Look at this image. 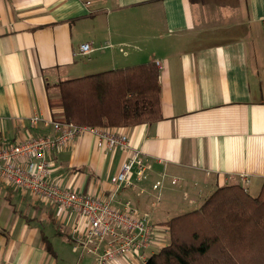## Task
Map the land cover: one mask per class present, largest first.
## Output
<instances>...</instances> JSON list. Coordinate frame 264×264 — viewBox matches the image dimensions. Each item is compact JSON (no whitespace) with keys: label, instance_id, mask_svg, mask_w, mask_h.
<instances>
[{"label":"crops","instance_id":"obj_1","mask_svg":"<svg viewBox=\"0 0 264 264\" xmlns=\"http://www.w3.org/2000/svg\"><path fill=\"white\" fill-rule=\"evenodd\" d=\"M93 51L80 54L83 43ZM159 63L163 118L115 129L151 173L135 189L111 178L131 151L91 134L51 155V181L123 209L131 200L160 229L247 174L264 182V0H0V147L52 133L56 85ZM41 120L34 125L33 116ZM163 180L161 203L153 184ZM173 180H177L173 184ZM145 189V192H144ZM179 215V214H177ZM77 213L0 178V264H83L72 249ZM169 241L159 233L152 255ZM132 259L122 264H131Z\"/></svg>","mask_w":264,"mask_h":264},{"label":"trees","instance_id":"obj_2","mask_svg":"<svg viewBox=\"0 0 264 264\" xmlns=\"http://www.w3.org/2000/svg\"><path fill=\"white\" fill-rule=\"evenodd\" d=\"M50 99L57 121L117 129L163 118L156 63L111 69L59 82ZM169 241L146 264H264V182L257 195L238 183L163 223Z\"/></svg>","mask_w":264,"mask_h":264},{"label":"built area","instance_id":"obj_3","mask_svg":"<svg viewBox=\"0 0 264 264\" xmlns=\"http://www.w3.org/2000/svg\"><path fill=\"white\" fill-rule=\"evenodd\" d=\"M93 50L91 42L83 43L80 54L87 56ZM156 64L159 67V63ZM40 120L37 115L31 119L34 125ZM45 124L52 127L51 134L29 137L0 147V178L79 214L87 226L83 231L79 227L73 228L71 237L72 249L80 256L94 255V264H122L126 259H132L131 264H146L150 257L148 250L155 243L158 231L167 233L153 223L149 213L141 211L131 200L124 202L123 209H118L109 199L74 191L51 181V155L86 134L100 139L108 150L121 148L131 151L120 171L111 178L117 190L122 187L135 189L137 183L149 179L151 168L144 153L132 146L125 133L115 129L57 120L46 121ZM176 182L173 180V184ZM241 183L248 191L251 180L247 174L241 175ZM162 185L163 180H158L152 186L159 192L154 196V204L161 203Z\"/></svg>","mask_w":264,"mask_h":264},{"label":"rangeland","instance_id":"obj_4","mask_svg":"<svg viewBox=\"0 0 264 264\" xmlns=\"http://www.w3.org/2000/svg\"><path fill=\"white\" fill-rule=\"evenodd\" d=\"M249 193L252 194V195H254V196L258 194L253 187H251V190H250ZM177 214H181V213H172V215H177ZM162 230L165 231V232H167V230H165V229H162ZM83 264H92L91 258L86 256L84 258Z\"/></svg>","mask_w":264,"mask_h":264}]
</instances>
